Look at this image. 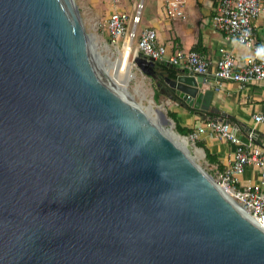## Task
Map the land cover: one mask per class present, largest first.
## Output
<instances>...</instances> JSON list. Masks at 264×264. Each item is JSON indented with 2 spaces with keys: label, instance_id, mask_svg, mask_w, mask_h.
<instances>
[{
  "label": "water",
  "instance_id": "1",
  "mask_svg": "<svg viewBox=\"0 0 264 264\" xmlns=\"http://www.w3.org/2000/svg\"><path fill=\"white\" fill-rule=\"evenodd\" d=\"M135 59L213 110L204 74ZM0 264H264V226L114 85L72 0H0Z\"/></svg>",
  "mask_w": 264,
  "mask_h": 264
},
{
  "label": "built area",
  "instance_id": "2",
  "mask_svg": "<svg viewBox=\"0 0 264 264\" xmlns=\"http://www.w3.org/2000/svg\"><path fill=\"white\" fill-rule=\"evenodd\" d=\"M116 7L120 0H109ZM186 0H168L167 11L171 18L185 15ZM143 2L135 5L134 13L112 9L107 18L110 41L122 51L129 45L128 59L134 50L135 56L142 54L155 61H168L188 72L206 74L209 72V61L205 55L195 49L178 47L169 53L165 43L159 40L153 27L139 29ZM264 14V0H219L213 15V25L232 35L237 40L253 48L255 53L248 56L243 63H238L232 54H222L214 71L217 82L237 81L240 83L253 80L264 81V49L255 35V20ZM134 48V49H133ZM120 52V51H119ZM131 63V61H130ZM254 119L264 124V112L256 113ZM238 127L221 117H211L196 127L186 137L196 143L202 133H210L234 144V159L225 169L215 173L216 182L228 189L233 199L264 226V149L254 144L253 131H249V142L243 141L237 133ZM255 164L260 170V180L256 184H240L247 166Z\"/></svg>",
  "mask_w": 264,
  "mask_h": 264
},
{
  "label": "crops",
  "instance_id": "3",
  "mask_svg": "<svg viewBox=\"0 0 264 264\" xmlns=\"http://www.w3.org/2000/svg\"><path fill=\"white\" fill-rule=\"evenodd\" d=\"M141 1L143 9L138 28H155L159 40L165 43L169 53L174 52L178 47L195 49L203 53L209 61V72L206 77L210 79L211 87L215 90L211 111L219 112V117H223L224 120L230 121V117L235 119L230 122L238 127L237 133L245 142H249L248 133L253 131L256 137L252 142L264 149V124L254 119L256 113L264 112V81L217 82L214 77L217 61L222 54H232L241 64L248 56L255 53L253 48L245 46L236 37L228 35L213 25L212 19L219 0H186L185 15L175 19L168 14V0H120L113 9L134 13L135 5ZM254 35L264 49V14L255 20ZM158 65L165 67L164 73L175 72L177 68H180L172 66L168 61H159ZM205 87H207L206 84H204ZM169 90L170 88L165 84V88L162 89L163 94H167ZM170 111L176 115L181 125L193 129L211 118L207 116V111L198 109L191 111L175 99L170 101ZM199 140L204 142L215 158L213 162L208 160L214 173L225 169L232 163L234 144L208 132L202 133ZM259 180L260 170L255 164L247 166L245 172L240 175V184H256Z\"/></svg>",
  "mask_w": 264,
  "mask_h": 264
},
{
  "label": "rangeland",
  "instance_id": "4",
  "mask_svg": "<svg viewBox=\"0 0 264 264\" xmlns=\"http://www.w3.org/2000/svg\"><path fill=\"white\" fill-rule=\"evenodd\" d=\"M72 1L79 14L85 32L88 35L91 46L107 75L111 79L119 82L126 92L129 93L128 95L132 98V100L138 105H147L149 103V98H152L157 106L162 105L166 115L173 121L174 129L177 130L174 119L169 115L171 100L166 94H162L158 100L155 98V90L157 88L156 81L139 67L135 59L136 56L134 54V50L128 59L127 55L122 54L121 45L118 49L111 43L107 28V18L113 7L111 6L109 0ZM114 62L121 64L127 62V66L123 64V71H121L120 68H114L110 65ZM148 115L150 117L152 116L150 113H148ZM160 124L164 129L168 127L167 124ZM196 147L201 148L204 151V155L201 156L195 152ZM187 150L195 161L200 164L201 167L206 170L215 181H217L215 179L214 171L208 164L204 148L198 146L197 143L192 140H189Z\"/></svg>",
  "mask_w": 264,
  "mask_h": 264
},
{
  "label": "bare ground",
  "instance_id": "5",
  "mask_svg": "<svg viewBox=\"0 0 264 264\" xmlns=\"http://www.w3.org/2000/svg\"><path fill=\"white\" fill-rule=\"evenodd\" d=\"M139 3V2H138ZM123 55H127L129 54V45L128 43L126 44L125 48L122 51ZM123 64H125L127 66V62L124 63H117L114 62L112 64H110L111 66H113L114 68H120L121 71H123ZM109 77V76H108ZM109 79L114 83V85L119 88V90L126 92V90L119 84V82L111 79L109 77ZM129 94V93H127ZM141 109L144 111V113L155 123L157 124L165 133H167V135H169L174 141H176L181 147H183L184 149H187L188 145H189V140L186 136H183L182 134H180L176 129H174V124L173 121L166 115L164 107L161 106H157L152 98H149V103L147 105H140ZM148 113H150V115H152L151 117L148 115ZM160 123H164L167 124L168 127H166V129H164ZM195 152H197L199 155H204V151L201 148L196 147ZM218 184V183H217ZM219 187H221L229 196H232L231 192L226 189L225 187L221 186L218 184Z\"/></svg>",
  "mask_w": 264,
  "mask_h": 264
},
{
  "label": "trees",
  "instance_id": "6",
  "mask_svg": "<svg viewBox=\"0 0 264 264\" xmlns=\"http://www.w3.org/2000/svg\"><path fill=\"white\" fill-rule=\"evenodd\" d=\"M172 66H175L173 64H171ZM158 71H165V67L162 65H158L157 67ZM170 73H174V71H171ZM158 82L159 85L157 84L156 81V85L157 88L155 90V98L158 100L160 98V96L163 94L162 89L165 88V84L163 82V79L161 76H159L158 78ZM173 99L177 100L180 104H183L187 109L191 110V111H196V108L189 105L188 103H186L184 100L178 98V97H174ZM209 117H219L220 113L217 111H207ZM169 115L174 119L175 123H176V128L178 130V132L182 135H188L190 132H192L194 129L191 127H186L180 124V122L178 121L176 115L169 110ZM235 120L232 117H230V121ZM197 145L200 147H203L206 153V157L210 162H213L215 160V158L212 156V154L210 153V151L208 150V148L206 147V145L204 144V142H202L201 140H197L196 141Z\"/></svg>",
  "mask_w": 264,
  "mask_h": 264
},
{
  "label": "flooded vegetation",
  "instance_id": "7",
  "mask_svg": "<svg viewBox=\"0 0 264 264\" xmlns=\"http://www.w3.org/2000/svg\"><path fill=\"white\" fill-rule=\"evenodd\" d=\"M154 80L157 81V84L159 83V82H158V78H157V79H154Z\"/></svg>",
  "mask_w": 264,
  "mask_h": 264
}]
</instances>
